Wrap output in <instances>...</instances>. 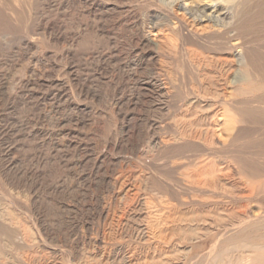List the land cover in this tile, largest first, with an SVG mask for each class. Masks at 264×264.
<instances>
[{
  "label": "rangeland",
  "instance_id": "374dc122",
  "mask_svg": "<svg viewBox=\"0 0 264 264\" xmlns=\"http://www.w3.org/2000/svg\"><path fill=\"white\" fill-rule=\"evenodd\" d=\"M101 2L103 32L97 36L92 13L77 1L0 0V264H229L236 254L230 241H221L213 252L209 239L190 246L184 234L199 231L179 220L199 215L230 221L246 207L255 215L264 210V0H247L240 11L238 24L249 41L256 75H248V83L255 89L226 106L228 115L244 120L235 123L239 128L230 139L222 136L223 124L214 129L225 144L212 143L210 136V115L220 106L191 103V70L180 55L173 64L158 62L174 78L161 111L156 95L136 89L129 77L133 53L145 52L130 38L156 14L147 0ZM165 25L176 43L173 24ZM72 36L77 54L65 57ZM231 55L230 75L244 61L238 50ZM138 68L141 80L159 72L148 57ZM49 106L54 112L43 116ZM150 122L162 127L158 138L165 145L173 143L167 130L172 126L201 139L211 154L192 144L155 150L147 133ZM190 163L212 171V188L190 190L176 181L192 170ZM36 180L42 182L38 198ZM55 183L60 192L52 194L48 184ZM70 185L79 192L68 190ZM60 203L70 205L76 216L59 211ZM35 206L48 218L46 230L33 219ZM180 227L185 232L172 238ZM240 234L264 241V221L227 239Z\"/></svg>",
  "mask_w": 264,
  "mask_h": 264
},
{
  "label": "bare ground",
  "instance_id": "6f19581e",
  "mask_svg": "<svg viewBox=\"0 0 264 264\" xmlns=\"http://www.w3.org/2000/svg\"><path fill=\"white\" fill-rule=\"evenodd\" d=\"M74 1L75 2L77 1L78 3L82 4L83 9L87 13H89V14L92 13V21L91 22L93 24V27H94V30H95V33L97 34V36L99 35V33L103 32L102 26L100 24V13H99L100 8H101V3H102L101 0H74ZM246 1L247 0H147L148 6L152 7L156 11V14L153 17V19H150V20L144 19L141 23L142 24L141 30L135 36L133 35L130 38V40L133 41L135 46L142 45L145 48V52L135 53L136 52L135 51L133 53L134 54V60L136 61V63L135 62L133 63V67L129 69L128 75L130 78H132L134 80V86L136 87V89L137 88L141 89L142 87H145V89H150L151 92L154 95H156V97L158 98L156 101V104L158 106L157 109L160 111L163 110L162 106L164 105V102L168 96V93H169L168 90L170 89V87L173 88V86H174V83L172 81V79H174V78H172V76H171L172 72L169 71L167 66L164 64L160 65V63H158V62L161 60V58H163V60H165L166 63L173 64L174 62H177L179 55L182 57L181 59H183L185 61V63L187 64V66L191 70L190 79L193 83V89L191 92H189V95H188L191 103H196L198 105L202 103V105L205 104L208 107H212V106H215L217 104L220 106V112L221 113L219 112V110H217L215 113L210 115V118H211L212 123H213V125H211L212 129L210 132L212 143H214L216 141L217 144H219V143L225 144L223 141L220 140V138L216 137V132L214 129H216V127H218L219 124H223V128L221 129V133H222V136H224V138H227V139H230L231 136L238 130L239 127L237 128L235 126V123H237V122L240 123L241 121L244 120V118H242V116H240V118L236 119L235 117L228 115L227 114L228 109L226 106L232 105L230 103H232V100H234V98H239L240 96H246V95L252 93L255 89L253 87V85L248 83L249 82L248 81V75L251 78L256 76L254 68L252 66V61H251L250 55H249V50H248L249 49V47H248L249 41H248L247 37L244 35L242 28L238 24L239 23V17H240L239 15L241 13L240 11H241L242 7L244 6V4L246 3ZM111 9H112V7H111ZM102 13L104 14V12H102ZM105 14H106V12H105ZM166 23L173 24V27L175 28L176 38L178 40L176 43L171 42V40L169 39V34H167V30L165 27ZM148 24H151V26H149ZM86 25L87 24L85 23L83 26V27H85V29H86ZM136 26H137V24H136ZM147 28H149V29H147ZM152 32H154V33L156 32L155 33V34H157L156 38L151 36ZM62 34L64 35V33H62ZM74 46H75V37L72 36L69 40L68 47L64 50V52H62L63 55H65V57H71V58L75 57L77 54V51L74 49ZM26 47L32 49L33 44L26 42ZM24 49H26V48H24ZM235 50H238L241 53L242 59L244 61L242 62V64H239L236 73H234V74L232 73L230 75L229 69H230L232 61H233L231 58L232 57L231 54ZM93 54H96V52L95 53L93 52ZM205 54H214V56L206 57ZM102 56L99 55L98 57L101 58ZM35 57L38 60L39 56H35ZM104 57H106V56H104ZM108 57L109 58H115V55H114V53H110ZM146 57L149 58L152 67H154V69H158L159 72L158 73L156 72L155 75L153 73L152 76L148 75V77H146V78L143 77L144 79L141 80V77L139 76V73H138V71H139L138 67L143 65L144 59ZM92 64H93V62H92ZM158 65H160V66H158ZM131 66L132 65H130L129 67H131ZM26 69H30L29 65L26 66ZM31 70L32 71H39L37 69H31ZM102 73H103V71H102ZM40 74L42 75L44 73L40 72ZM4 83L6 84V82H4ZM218 91H221L222 93H218ZM65 94H66V92H65ZM53 112H54V107L49 106V107L43 109V116H48ZM219 115H221L222 119ZM125 122H127V121H125ZM153 122H154V120H153ZM159 129H162V127H159L152 122L148 123V125H147V133L149 135V141L152 144V145L150 144V146H152L155 150H158V151L163 150L166 147H175V148L178 147V148H180L184 145L192 144L198 148L200 147V149H201L200 151L203 154H211L210 149H208L206 146L204 147L203 143L200 142L201 139L199 141L197 139L189 138L191 134L188 132V130H179L177 127H172V126H167V130H169L168 132L172 136L173 143L171 144V146H167L162 142V140L160 138H158ZM119 131L122 132V130H119ZM144 138H146V137L144 136ZM147 143H148V140H147ZM143 145L146 146V144H143ZM145 150H147V149H145ZM145 150H143V151H145ZM139 152H141V151H139ZM137 155L139 156V153ZM93 156H95V155H93ZM89 157L92 158V156H89ZM131 161H133V160H131ZM140 162H142V161H140ZM190 164H191V166H194V167H192V170H189V172L186 175L182 174V175L176 176V181L178 183H180L182 186L186 187V189H190V190H192V189L193 190L194 189L200 190L206 186H207L206 187L207 189L212 188V185L214 184L213 174H211L212 171L208 170L207 169L208 167L204 164H201V165H197V164L194 165L192 163H190ZM207 171H209V172H207ZM19 173H21V172H19ZM129 174H130V172H129ZM1 175H2V173H1ZM204 175L206 176V178H202ZM255 175H257V174H255ZM56 183L55 184H48V189L50 190V193H52V194L60 192V190H59L60 187ZM41 184H42V182H39L38 180H36V182L34 184L33 194L37 198H38V194H37L38 186L40 187ZM69 188L73 189L77 193L79 192L77 190V188L74 189V187L72 185L67 186L68 190H69ZM125 192H127V191H125ZM191 194H194V193H191ZM193 197H194V195H193ZM173 198H174V200L178 201L179 205L185 204L184 203L185 201H180L177 197H173ZM149 199H151V198H149ZM147 200H148V198H147ZM208 200H210V199H208ZM199 205L202 206L201 204H198V206ZM58 210L61 212H66L69 215V217H71L72 219L76 216V211H74L70 207V205H67L66 203H60ZM34 215H35V218H33V219H35L34 221L36 222V224H39L42 229L46 230L47 229L46 220L48 218L46 219V217L44 215V211H42L38 206H35L34 207ZM77 218H78V216H77ZM180 221H184L189 226L193 227V229H191L192 231L195 229L199 231L195 234L192 233V234H184L185 236L183 235L184 236L183 239L185 238L187 241H189L191 244L190 246L194 245L196 247V246L202 244V241H206L207 239H209L210 240V248L209 249H210V252H213V251H215L217 246L221 243V241H224L226 239V242L230 241L229 245L234 246V248H236V254L233 257L232 262H230L229 264H231V263L232 264H264V241H263V239L259 242L249 241L247 239V236L244 234H242V235L240 234L238 237H236V238L234 237V239L233 238L227 239V237H231L238 230L242 231V230L247 229L248 227L258 226L259 224H261L264 221V210L260 214L255 215V214H253V211L251 210V208L246 207L243 209V211H241L240 216H238L235 220H230V221H226V220H222V219L220 221H216V220L211 219L210 217L209 218L200 217L199 215H196L194 217H188V218L181 219V220H179V223H180ZM69 224L70 225L67 227V234H69L72 231L71 229L73 227V224L71 222ZM143 226H145V225H143ZM188 229L190 230V228H188ZM157 230L154 231L155 233L152 231L154 233V235L156 237H158L159 239L164 238L163 236H161L160 230L158 233H156ZM182 231L185 232V229H181V227L178 228L177 232L175 231L172 233V238L175 237V235L181 233ZM217 231H220V232H217ZM146 235H148V234H146ZM148 237H149V235H148ZM64 238L68 239L67 236H65V235H64ZM70 243L73 244L75 242L72 241ZM130 254H128V255H130Z\"/></svg>",
  "mask_w": 264,
  "mask_h": 264
}]
</instances>
